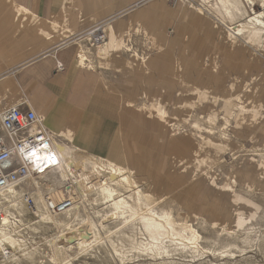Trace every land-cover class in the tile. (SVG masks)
Returning <instances> with one entry per match:
<instances>
[{
	"label": "rangeland",
	"instance_id": "obj_1",
	"mask_svg": "<svg viewBox=\"0 0 264 264\" xmlns=\"http://www.w3.org/2000/svg\"><path fill=\"white\" fill-rule=\"evenodd\" d=\"M156 1L162 9L151 16V29L179 33L178 40L167 44L179 54L172 55L168 87L153 80L148 92L150 87L139 85L141 92L146 89L138 96L142 100L126 103L135 119L130 117L121 137L138 188L156 200L158 212H168L179 224L190 226L198 239L164 241L161 249L167 254L144 252L139 224L126 223L119 213L108 220L112 209L94 190L85 197L82 217L72 228L84 233L83 221L89 218L102 240H89L87 248L71 243L69 264H264V41H253L247 33L233 39L231 33L243 20L225 15L216 0H194L201 7L183 0L174 5L171 0ZM243 2L249 16L264 10V0ZM195 7L213 14L219 23L198 14ZM55 28L64 37L70 34L65 27ZM124 34L117 40L125 41V48L112 52L127 54L131 67L150 74L147 63L167 47L161 43L165 38L150 36L140 23ZM102 46L88 43V49L83 44L87 55ZM106 59L98 57L89 66L105 68ZM204 86L214 91L209 99L198 101L194 89ZM157 100L166 112L164 119L152 109ZM86 172L95 175L91 167ZM46 182L40 193L32 194L36 213L40 212L37 194L43 201L42 190L50 189ZM9 209L10 216L4 217L19 227L17 237L26 249V256H19L15 264H57L52 244L61 235L71 238L72 229L40 221L23 202Z\"/></svg>",
	"mask_w": 264,
	"mask_h": 264
},
{
	"label": "crops",
	"instance_id": "obj_2",
	"mask_svg": "<svg viewBox=\"0 0 264 264\" xmlns=\"http://www.w3.org/2000/svg\"><path fill=\"white\" fill-rule=\"evenodd\" d=\"M216 1L222 2V10L229 16V5L225 6L229 0ZM161 9L156 0H0V112L13 106L31 110L50 132L57 150L79 151L134 174L131 155L121 137L122 130L131 124L130 117L135 119L126 103L142 100L138 96L146 89L141 92L139 85L150 87L155 80L161 87H168L170 71L174 70L172 55L179 54V50H170L167 45L178 40L179 33L151 29V16ZM194 10L219 23L208 11L198 7ZM103 20L107 22V41L86 54L87 62L82 65L79 56L86 51L79 33ZM138 23L150 36L165 38L161 43L167 45L148 61L147 75L130 66L127 54L117 56L112 52L125 48L126 42L117 38L125 37L124 32ZM58 26L70 34L62 36L55 30ZM229 31L232 30L228 28V34ZM98 57L107 58L105 68L89 66L97 63ZM57 63L63 71L56 69ZM194 90L198 101L209 99L214 91L205 86ZM152 109H157L160 119H164L162 103L157 100ZM51 177L52 174L44 179L50 186L42 190L44 193L61 186L50 184Z\"/></svg>",
	"mask_w": 264,
	"mask_h": 264
},
{
	"label": "bare ground",
	"instance_id": "obj_3",
	"mask_svg": "<svg viewBox=\"0 0 264 264\" xmlns=\"http://www.w3.org/2000/svg\"><path fill=\"white\" fill-rule=\"evenodd\" d=\"M227 2L226 4L223 3L225 6L227 4L229 5L227 10L229 12L228 15H232L234 18L235 16H240L243 20L239 24L238 29L231 33V36L235 38L247 33L248 35H252L253 41H255V39H259L261 42L262 40L264 41V10L252 12L249 16L243 11V9H245V4L243 6L240 0H229ZM220 3L222 4V2ZM79 37L84 40V45L88 48V36L80 34ZM86 59V53L82 51L79 56L80 63L84 65V63L87 62ZM238 109H241V106H239ZM241 113L242 112H240V114ZM57 153L62 160L58 168L41 175L37 179L30 180L31 182L26 183V188L20 186L0 193V205L5 204L4 206L14 209L22 202L21 197L27 192L28 188H31L34 193H36V191L40 193L39 190L42 188V182L49 175L52 174L50 178V183L52 184L62 185L69 179L68 181L72 184L68 190L71 193H75L77 199V203L73 207L56 215H50L46 210L44 196L42 201L41 194L38 193L39 199H37V201L40 203V212L34 213L40 221L54 224V226L59 229L64 227L72 229V232H70V235L72 234L71 238H67L64 233L65 236H58L57 240L52 244V259L57 264L70 263L68 251L72 248L70 246L71 243L73 244L76 242L80 247L86 246L87 248L88 241L91 239L94 240L95 243L101 242V235L97 232L96 225H94L89 218L84 221L82 220L83 224L86 226L84 233H81L80 229L72 228L73 224L82 217L81 209L83 201L87 199L85 197H88L94 190H97L101 203L104 205L107 204V206L112 209L110 214H108L111 216L109 219L107 218L108 220H115L114 213H119L121 217L126 219V223L139 224L143 236V241H141L139 245L144 252L158 254L162 251L164 254H167V249H161L164 241L177 239L182 242L189 241L194 243V241L198 239V234L190 226H186L183 223L181 225L170 213L165 211L158 212L157 209L154 208L156 200L151 199V195L143 193L138 188L131 170L112 166L104 161L90 158L85 154L79 153V151L68 148H59ZM88 167L94 170L95 175L86 172ZM78 170H80V173H77ZM74 190L77 193L74 192ZM0 220V258L3 264H15L19 262L20 257L26 256L24 243L17 237L19 227L13 223L11 224L5 217H2ZM87 225L89 227H87ZM10 226H13L14 229L11 230ZM100 228L102 230L106 229L105 226H101ZM114 232L115 231L112 233ZM136 241L139 240L136 239ZM134 244L135 243L132 245ZM136 244L138 245V242H136ZM118 246L120 248V245ZM113 251L117 254L119 250L117 251V249L113 248Z\"/></svg>",
	"mask_w": 264,
	"mask_h": 264
},
{
	"label": "built area",
	"instance_id": "obj_4",
	"mask_svg": "<svg viewBox=\"0 0 264 264\" xmlns=\"http://www.w3.org/2000/svg\"><path fill=\"white\" fill-rule=\"evenodd\" d=\"M179 1L182 0H171V3L174 5ZM183 1L201 7L194 0ZM106 23L104 20L94 23L79 34L88 36L92 46H101L106 42ZM56 69L64 70L60 63ZM61 163L50 132L42 127L33 111L13 106L0 112V193L25 186L28 181L58 168ZM71 184L65 182L45 193L44 202L50 215L61 213L77 203L76 194L68 190ZM21 198L28 213L34 214L32 189L28 188ZM10 214L11 209L7 206L0 207V219Z\"/></svg>",
	"mask_w": 264,
	"mask_h": 264
}]
</instances>
